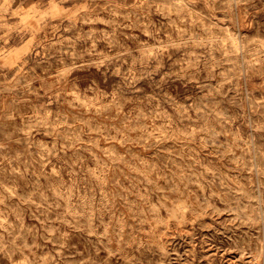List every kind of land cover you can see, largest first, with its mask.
Segmentation results:
<instances>
[{
	"label": "rangeland",
	"instance_id": "rangeland-1",
	"mask_svg": "<svg viewBox=\"0 0 264 264\" xmlns=\"http://www.w3.org/2000/svg\"><path fill=\"white\" fill-rule=\"evenodd\" d=\"M0 264H264V0H0Z\"/></svg>",
	"mask_w": 264,
	"mask_h": 264
}]
</instances>
